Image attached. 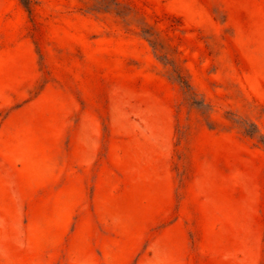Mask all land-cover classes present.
Returning <instances> with one entry per match:
<instances>
[{
  "label": "rangeland",
  "instance_id": "374dc122",
  "mask_svg": "<svg viewBox=\"0 0 264 264\" xmlns=\"http://www.w3.org/2000/svg\"><path fill=\"white\" fill-rule=\"evenodd\" d=\"M0 264H264V0H0Z\"/></svg>",
  "mask_w": 264,
  "mask_h": 264
}]
</instances>
